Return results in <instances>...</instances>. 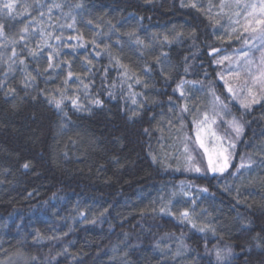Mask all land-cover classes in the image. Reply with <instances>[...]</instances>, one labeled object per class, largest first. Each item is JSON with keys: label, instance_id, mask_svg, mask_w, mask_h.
<instances>
[{"label": "trees", "instance_id": "obj_1", "mask_svg": "<svg viewBox=\"0 0 264 264\" xmlns=\"http://www.w3.org/2000/svg\"><path fill=\"white\" fill-rule=\"evenodd\" d=\"M14 2L0 12V264H217L216 248L232 249L223 264H264V99L246 109L221 78L246 41L243 7ZM217 96L244 128L217 118L235 142L223 173L194 144Z\"/></svg>", "mask_w": 264, "mask_h": 264}, {"label": "snow or ice", "instance_id": "obj_2", "mask_svg": "<svg viewBox=\"0 0 264 264\" xmlns=\"http://www.w3.org/2000/svg\"><path fill=\"white\" fill-rule=\"evenodd\" d=\"M236 4L238 6H242L244 11L243 13H237V16L243 15L244 17V23L242 25L243 32L251 34V37L253 40H259L261 44V59L259 65L256 67L255 71L251 68V64L253 63L251 60H248L247 63L249 67L246 69L247 77L250 79L252 86H259L260 88V95H257L256 92L253 91L252 87H248L247 80L245 81V87L247 88V95L243 100L240 101L241 106L250 109L253 104L259 103L262 99H264V0H259V4H243L241 5L240 0H236ZM192 7H196L195 3L191 5ZM16 7V4L14 0H6L2 5H0V12H7L9 15L13 14L14 9ZM59 7V5H57ZM239 23V21H237ZM69 27H72V25H68ZM114 27V26H113ZM3 28L4 26L0 24V35H3ZM23 32H27V28L22 29ZM130 37H134V33H128ZM21 39H24L23 36H21ZM59 39V37H57ZM79 39V38H77ZM137 44H143V41H141L138 37L135 38ZM165 42L168 41V38H164ZM245 43H248V41H245ZM147 47V45H145ZM217 51L216 49H213V52ZM15 51H13V56H15ZM35 55V53H32ZM161 55L166 56V53H162ZM247 58V53L243 54ZM49 60L52 59L51 56L48 57ZM224 59H227L225 57ZM220 61H217L219 63ZM23 63V61H21ZM157 63H160L159 58H157ZM53 65L49 63V68H51ZM123 67V66H122ZM237 76H239V73H237ZM68 77H72V73H68ZM223 79V77H221ZM139 83V81H137ZM183 83V82H182ZM179 87V85H178ZM85 88H87V85H85ZM227 91L232 94L234 98L237 97V93L234 92L233 88L229 86L227 88ZM183 96V93H181ZM215 100L219 103L215 106L216 109H226L227 105L224 104L223 101H220V98L217 96L215 97ZM50 103H53L54 106L57 109H61V106L64 102V98L57 99L55 96H53L50 100ZM71 104L76 107L80 108V105L78 103V98H71L70 99ZM93 104L100 105L102 102L99 100H93ZM135 103V101H133ZM182 111H188L187 106H185ZM226 113L222 111H216L214 109V115L212 117H209L208 113L203 114V119L199 122L194 121V144L198 145L199 149L203 150L204 155L207 158V167L208 170L211 172H219L223 173L225 170L229 167V162L232 158V152L231 150L235 148V142L229 140L227 143V146L224 145L222 142V138L217 135V133L213 130V125L217 123V118L219 117L221 119V122L223 121V116ZM67 115V113H65ZM227 124L230 126L232 131L235 133V136L239 138L243 131V125L235 118L233 117L231 120L227 121ZM209 138H213L216 142L214 144V147L209 149L207 147L206 141ZM186 140H192L193 137H185ZM184 152L187 153L186 156V163L188 165L187 169L188 171H195L200 172L201 169L199 166H196L194 164V156L190 153L189 147L187 143L184 147ZM252 162L249 161V164ZM25 168L28 167V164L23 165ZM240 167H244L243 164L240 165ZM204 191H207V189H204ZM161 212H164L165 209H161ZM181 218L188 220L189 212L185 210L181 214ZM189 223H192L191 220H188ZM192 227L195 228L196 224L192 223ZM204 228H200V231H204ZM212 231H215L212 229ZM215 247V246H214ZM232 255V249L228 248L225 250H221L219 248L215 249V256L217 260V264H223V262L226 261L227 257Z\"/></svg>", "mask_w": 264, "mask_h": 264}, {"label": "rangeland", "instance_id": "obj_3", "mask_svg": "<svg viewBox=\"0 0 264 264\" xmlns=\"http://www.w3.org/2000/svg\"><path fill=\"white\" fill-rule=\"evenodd\" d=\"M252 3H253V0L249 2V4H252ZM254 3L258 5L259 0H254ZM246 34H247L246 41H248V43H245L243 47H241L240 49H236L235 51L225 53V55H223V58H222V60L226 61V64H227V67L223 71V76H222L224 78L223 81L227 83L226 84L227 88L229 86L233 88L234 86H236L237 88L239 87L240 88V91H239L240 98H245V96L247 95V88L245 87L246 80L248 83V87H252L253 91L256 92V94L260 92L259 86H252L250 79L247 77L246 69L249 67L247 63L248 60H251L253 62L251 64V68L253 69V71H255L256 67L259 65L260 59H261V44L259 40H253L251 37V34L249 33H246ZM244 53H247V58L243 55ZM225 57H227V59H224ZM237 73H239V76H237ZM215 104L216 103H214L213 105ZM220 111L226 113L223 116L226 119L225 125L228 127V129L232 130L230 126L227 124V121L231 120L233 117H231L230 119H227V117H230L227 108L221 109ZM211 112H213L212 109H211ZM213 130L217 133L218 136L222 138V142L224 143L225 146H227V143L229 140L233 141L223 132L217 131L215 128V125H213ZM215 143L216 142L214 141L213 138H209L206 141L207 147L209 149L213 148Z\"/></svg>", "mask_w": 264, "mask_h": 264}]
</instances>
